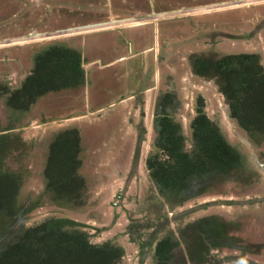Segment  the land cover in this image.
I'll return each instance as SVG.
<instances>
[{
  "label": "rangeland",
  "instance_id": "rangeland-1",
  "mask_svg": "<svg viewBox=\"0 0 264 264\" xmlns=\"http://www.w3.org/2000/svg\"><path fill=\"white\" fill-rule=\"evenodd\" d=\"M165 11L169 12L166 18L174 19L159 21L160 38L153 39L158 53L164 35L170 36L166 44L172 54H168L162 70V63H156L155 69L152 61L146 65L136 63L137 68L122 71L119 83L109 75L118 68L98 70L96 65L88 64L89 57L95 56L94 49L99 54H109V60L117 58L114 47L123 29L87 34L93 23L121 21L120 14L126 12L140 16L150 12L161 17L163 14L157 13ZM118 21L104 26H114ZM74 26L89 29L78 30L83 34L77 36L53 34ZM146 27L139 29L137 37L146 30L145 38L152 44L153 27ZM30 33L36 36L25 39ZM10 37L11 42H29L0 47V174L8 173L18 183L13 215L0 216V247L21 236L24 227L56 219L57 225L65 229H74V222L80 229L82 226L93 242L110 241L122 247L121 264H152L155 243L168 235L181 243L172 264H264V141L256 143L237 127L229 117L218 81L194 76L188 62V56L197 53L216 60L225 54L243 52L257 53L264 66V0H0V44ZM81 39L85 45L76 50L86 48L89 56L80 66V71L87 72L81 84L48 92L27 110L7 107L2 92L19 86L45 48L57 44L73 47ZM98 42L103 45L99 50ZM127 64L126 60L121 62L123 66ZM160 72L166 73L167 80L172 79L175 101L168 115L180 125L184 150L195 147L189 126L200 95L206 117L241 158V165L229 174L210 173L206 183H194L192 176L187 180L189 191L178 196L160 194L150 177L148 156L161 154L152 95L139 97L146 104L144 119L140 118L141 142L135 141L137 128L128 126L134 121L139 124L135 106L141 102L132 100L133 96L143 92L145 83L159 87ZM102 75L107 77L108 95L99 96L97 92L98 101L87 103L85 87ZM118 89L130 94L122 98L114 93ZM114 109L124 113L121 121L128 127V140L121 138L118 145L115 137L121 125L102 126L99 133L97 124L86 128V123L80 125L74 118L89 111L96 122L102 113L100 121L107 122ZM69 127L78 128L81 137L78 173L84 180L83 197L88 204L79 212L64 200H52L42 175L50 143L59 130ZM94 131L100 139H94ZM87 212L94 217L89 218Z\"/></svg>",
  "mask_w": 264,
  "mask_h": 264
},
{
  "label": "trees",
  "instance_id": "trees-1",
  "mask_svg": "<svg viewBox=\"0 0 264 264\" xmlns=\"http://www.w3.org/2000/svg\"><path fill=\"white\" fill-rule=\"evenodd\" d=\"M43 51L19 86L2 92L7 107L27 110L48 92L82 83L79 52L59 44ZM197 65L198 72L204 76L216 74L218 90L237 127L256 143L260 139L264 141V66L260 56L243 52L225 54L216 60L199 59ZM200 113L192 122L195 147L190 151L183 148L185 138L177 124L167 118L159 122L161 134L157 146L161 154L152 155L147 164L160 194H185L189 191L187 180L192 176L196 179L194 183H206L210 173L225 176L241 165L238 151ZM79 133L75 127L59 130L49 145L42 175L52 200H64L74 210L83 211L88 201L83 197L86 187L78 173L81 167ZM17 194L16 179L8 173L0 174V216L13 215ZM74 223H71L74 229H65L57 225L56 219H48L24 227L21 236L1 245L0 264H121L122 247L110 241L93 242L90 234ZM178 246L172 235L159 239L154 245L152 264H172Z\"/></svg>",
  "mask_w": 264,
  "mask_h": 264
},
{
  "label": "crops",
  "instance_id": "crops-1",
  "mask_svg": "<svg viewBox=\"0 0 264 264\" xmlns=\"http://www.w3.org/2000/svg\"><path fill=\"white\" fill-rule=\"evenodd\" d=\"M145 22H147V23H145ZM143 24H146V25H143ZM146 26H151L150 25V21H143V23H141V22L127 23V24L119 25V26L118 25L117 26H107V27H103V28L93 29L89 33L86 32L87 34H90V33L98 32V31L114 30V29L117 30V29L123 28L122 29V32L120 33V38H119L118 44H116L115 47H114L115 48V53L118 54L119 56L117 58H114V59H111V60H109L110 57H111L109 54L107 56L102 55L101 53L99 54L98 51H96L95 49H94V54H95L94 57H89L88 56L87 51H85L86 48H83V50H80L79 49L77 51L76 48H78V46H81L82 44L85 45L84 39H81L80 41H75L74 46L73 47H70L69 46V48H72L73 50L75 49L77 52H79L81 54V56H82V62H85V58L89 57L90 60L88 61V64L89 65H92V66L93 65H96L98 67V70L99 69H104V70H108L109 69V70H113V68H118V70L110 71V74L109 75L111 77H113L117 82L120 83L121 82L120 81L121 80L120 77H122L121 75L123 74L122 71L124 69H128V67H129L132 70V66H134V67L137 68L138 66H136V63H139V65H142L144 63V65H146V64L149 63L150 60H148V59L151 57V55L152 56H156L157 55V46H155V44H156L157 41L154 40V43L151 44L147 40V38H145V37H147V31L146 30H144L142 32V35L141 36L137 37V34L140 31L139 29H141V28L145 29V28H147ZM157 26H158L157 23H155L154 25H152L153 32L155 33L153 35V39L154 38L155 39L158 38V40H159V38H160L159 34L160 33L158 32V29H157L158 27ZM72 34H73V36H77V35H81L83 33L82 32H80V33H77L76 32V33H72ZM134 37H135V40L134 41L131 40ZM86 38L87 37H85V39ZM24 44H26V43H24ZM11 45H16V44H11ZM8 46H10V45H8ZM102 47H103L102 43L101 42H98V50L100 48H102ZM151 47L153 48V50L151 49ZM126 49H128V50H126ZM130 49H131V51H130ZM140 54H143V56H144L143 59L140 58ZM153 58H155V57H152V59ZM103 60H105V61L103 62ZM125 60L128 61L127 66L121 65V62L122 61H125ZM156 61H157V59H155L154 61H152L155 64V66L157 65L156 64ZM81 65H82V63H81ZM83 66H84V63H83ZM101 79H102V81H101ZM105 79L107 80V77H105L104 75H102V77L99 76L98 79H95L96 80L95 82H92V85L91 86L88 85V86L85 87V89H86V96H87V103L90 101L92 104H95L98 101V100H96V96H98V95L101 96V95H104L105 94L104 95V97H105L106 95H108V92H109L110 89H108ZM90 80H92V78H90ZM151 84H152V82H151ZM145 85H146V83L144 84L143 92L142 91H138L137 93H135V94H138V95L133 96L132 100H134V101H140L139 100V97H141L142 95H145L146 96V94H150V95L152 94V88H145V87H148L149 86V85L148 86H145ZM121 88L122 87H120V90H121ZM97 92H99L98 95H96ZM113 92L114 91H110V94L113 93ZM114 93H117V95H119L122 98H124L123 96L130 94V93L126 94V92L119 91V89L117 91H115ZM115 101L117 102L118 99L115 100ZM142 104L143 105H141V103H138L135 106V109L138 107V109L135 111V113L139 117V120H138V122H139L138 126L139 127L141 126V120H140V118L144 119L143 116H144V113H145L144 110H145V105L146 104L143 103V102H142ZM109 105H111V104H109ZM132 108H134V107H132ZM120 109H122V107ZM118 111H120V110L119 109H114V111H113V113H111L109 119H107V122H109V123H107V122H101L100 121L101 120V117L103 116V113H102V115L98 116V122L95 121V116L94 117L93 116L91 117L89 111H87L86 113H83V114H78V116L76 115L74 118L78 122L80 121L79 122L80 125L81 124L83 125V124L86 123L85 124L86 125V128H87V126L96 127V125H94V124H97L98 126H97L96 129L99 128L98 129V132L99 133H102V131H101L102 126L110 125V127H111L112 125H119V126L121 125V127H119V129L121 131L118 132V134L115 137L116 138L115 139V143L118 145L119 140L122 141L121 138H124V141L128 138V127L126 126V124H122V121H121L122 120V117L124 116V113L123 112H120L118 114L117 113ZM141 115H143V116H141ZM89 120H93L95 122H92V123L90 122L89 123L88 122ZM136 124H137L136 121H134V122H131L130 125H128V126H132L133 130H135L137 128V125ZM68 126L69 125H67L66 127H68ZM96 132L94 131V134H95V138L94 139H100L101 137H99L97 135L98 132L97 133ZM135 133H136V135H135V141L137 142L138 141V134H137L136 131H135ZM92 141H93V139H92ZM95 142H98V141L95 140ZM130 146H131V144H130ZM130 146H129V148H130ZM87 204H88V202H87ZM77 212H79V211H77ZM87 214H88V217L89 218L90 217H92V218L94 217L93 214H90L88 212H87Z\"/></svg>",
  "mask_w": 264,
  "mask_h": 264
},
{
  "label": "flooded vegetation",
  "instance_id": "flooded-vegetation-1",
  "mask_svg": "<svg viewBox=\"0 0 264 264\" xmlns=\"http://www.w3.org/2000/svg\"><path fill=\"white\" fill-rule=\"evenodd\" d=\"M150 12H148V13H146V15L144 14V13H142V15L141 16H144V18H142L141 20H137V19H134L133 17H136V16H140V14H135V13H128V12H126V13H123V14H120L121 16H120V19L121 20H123V21H118L119 19H113V20H111V21H107V23H104V22H101V23H104V24H108V23H111V22H113V21H118L119 23L120 22H123L124 24H127V23H134V22H141L142 20H144L145 18H148V19H145V21H150V25H154L155 23H158L159 21H164V20H173L174 18L173 17H169V18H166L167 17V15H161V17H164V18H161V17H158V16H154V15H150L149 14ZM188 12H186L185 14H187ZM114 15L115 14H113L112 16H113V18H114ZM182 15V14H181ZM183 17H185V16H178V18H183ZM185 18H187V16L185 17ZM176 19V18H175ZM117 23V24H113L114 26H119L120 24H122V23ZM103 27H107L106 25L105 26H102V27H99V28H103ZM158 32H159V27H158ZM74 33V32H73ZM76 33V32H75ZM160 33V32H159ZM72 34V33H71ZM153 34H155L154 32H153ZM166 34H168V33H166ZM160 36V35H159ZM11 38V37H10ZM9 38V39H10ZM169 38H170V36L169 35H164V37H163V39L165 40L164 41V43L162 44V45H160V46H158V53H157V55L156 56H152L151 55V57L150 58H152V57H155V58H153V59H148V60H150V61H154L155 59H157V61H156V63L158 64V63H162V65L160 66L161 68V70L163 69V67H164V65L168 62V60H167V57H169L168 56V54L170 55V54H172V53H168V50H167V44H166V41H168L169 40ZM2 40V39H1ZM131 40H135V37L133 38V39H131ZM2 42V44L3 43H5V42H7L6 40H2L1 41ZM27 43V42H26ZM154 42H153V38H152V44H153ZM2 44H0V45H2ZM15 44V43H14ZM11 45V44H10ZM129 46V45H128ZM153 46V45H152ZM0 47H7V45H2V46H0ZM151 49L153 50V48L151 47ZM131 50V49H130ZM167 52V53H166ZM191 56V57H190ZM190 56H188V62L190 63V66H192V69H191V71H192V74L194 75V76H196V77H203V79H212V80H214V81H216V74H214V73H209L208 75H202L201 73H199L198 71L200 70V68H199V66L197 65V60H199V59H204L205 58V56H203L202 55V53L200 54V53H197V54H192V55H190ZM131 57V56H130ZM169 59V58H168ZM81 63H82V56H81ZM152 64L154 65V69H155V67H157V65L155 66V64L152 62ZM80 66H81V64H80ZM128 70H129V72L131 71V68H129L128 67ZM95 72H97V71H95ZM83 73V75L84 74H86L87 72H85L84 73V71L82 72ZM147 75V74H146ZM145 75V76H146ZM144 76V77H145ZM160 80L158 81L159 82V87H157V88H155L153 85H152V97H153V101H154V105H153V107L155 108V112H156V114H157V118H158V121L159 122H161V119L162 118H167L168 120H170L172 123H175V124H177L178 126H179V128H180V125L178 124V123H176V122H174V119L171 117L172 115H168V111H169V109H171L173 106H172V104L174 103V101H175V95H174V92H173V89H172V79H169V80H167L166 79V73L165 72H163V73H161L160 72ZM215 76V77H214ZM144 77H143V79H144ZM84 79V78H83ZM164 80H167V83L164 85ZM145 86H148V84L146 83V85ZM149 86L148 87H145V88H150ZM65 89H67V88H65ZM145 91V90H144ZM141 98V97H140ZM139 98V99H140ZM200 100H202L201 102H200ZM142 102H143V99H142V101H141V105H143L142 104ZM205 103H204V101H203V97H201L200 95L197 97V100H196V105L194 106V109H195V114H194V117L192 118V120H191V122H190V126H189V128L191 129V127H192V122H193V120H194V118L196 117V116H198L199 115V113H200V115H205L206 116V114L204 113V110H205ZM200 111V112H199ZM141 116H143V115H141ZM136 132H137V134H138V141H142V137H143V135H142V133H143V131L141 132L140 130H139V126H137V129H136ZM156 134H157V138H159L160 139V134H161V131H160V129H159V127H157L156 128ZM151 157V155H149L148 156V158H150ZM187 234H188V232H189V230H186L185 231ZM192 233V232H191ZM192 235V234H191ZM194 235H197V234H194ZM204 235V234H203ZM175 238V240L176 241H178V243H179V245L181 244L180 243V241L178 240V239H176V237H174Z\"/></svg>",
  "mask_w": 264,
  "mask_h": 264
},
{
  "label": "water",
  "instance_id": "water-1",
  "mask_svg": "<svg viewBox=\"0 0 264 264\" xmlns=\"http://www.w3.org/2000/svg\"><path fill=\"white\" fill-rule=\"evenodd\" d=\"M176 11H180V10H176ZM155 14V13H154ZM157 14H165V15H167V14H169V12L168 11H165V12H161V13H157ZM150 15H152V14H150ZM157 16V15H156ZM134 19H137V20H141L142 18H144V16H136V17H133ZM121 21H123V20H121ZM107 23V22H106ZM101 25H103L104 26V23H101V22H95V23H93L91 26L90 25H88V26H90V29H98L99 27H102ZM83 29H85V30H87V29H89L88 27H78V26H74V27H68V28H65V29H58L57 31H54V35L55 34H58V35H65V34H71V33H75V32H77L78 30H83ZM36 36V34L35 33H30L28 36H26L25 37V39L27 38V39H29L30 37L31 38H34ZM28 40H25V41H22V42H11V38H10V40H7V42H5V43H3L2 45H10V44H14V43H16V44H23V43H25V42H27ZM29 42V41H28ZM2 45H0V46H2Z\"/></svg>",
  "mask_w": 264,
  "mask_h": 264
},
{
  "label": "bare ground",
  "instance_id": "bare-ground-1",
  "mask_svg": "<svg viewBox=\"0 0 264 264\" xmlns=\"http://www.w3.org/2000/svg\"><path fill=\"white\" fill-rule=\"evenodd\" d=\"M13 41V40H12ZM39 93V92H38ZM40 94V93H39Z\"/></svg>",
  "mask_w": 264,
  "mask_h": 264
}]
</instances>
